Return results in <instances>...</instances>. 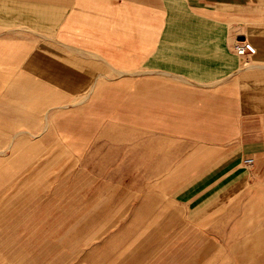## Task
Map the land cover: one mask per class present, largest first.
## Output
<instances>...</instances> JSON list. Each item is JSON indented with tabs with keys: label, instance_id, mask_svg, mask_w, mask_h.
<instances>
[{
	"label": "crops",
	"instance_id": "0c3cea01",
	"mask_svg": "<svg viewBox=\"0 0 264 264\" xmlns=\"http://www.w3.org/2000/svg\"><path fill=\"white\" fill-rule=\"evenodd\" d=\"M0 244L264 264V0H0Z\"/></svg>",
	"mask_w": 264,
	"mask_h": 264
},
{
	"label": "built area",
	"instance_id": "2783aa9c",
	"mask_svg": "<svg viewBox=\"0 0 264 264\" xmlns=\"http://www.w3.org/2000/svg\"><path fill=\"white\" fill-rule=\"evenodd\" d=\"M232 48H233L234 52L240 57H244V56H247L250 54H254L256 52L255 46L251 42H249L248 40L243 39V38H237L234 41ZM253 162H254L253 158L244 159V164L246 166L252 165Z\"/></svg>",
	"mask_w": 264,
	"mask_h": 264
},
{
	"label": "rangeland",
	"instance_id": "374dc122",
	"mask_svg": "<svg viewBox=\"0 0 264 264\" xmlns=\"http://www.w3.org/2000/svg\"><path fill=\"white\" fill-rule=\"evenodd\" d=\"M233 57H234V59H235L236 61H238V60H239V56H238L237 54H236V55L234 54V56H233ZM2 245H3V244H0V246H2ZM0 260H1V258H0Z\"/></svg>",
	"mask_w": 264,
	"mask_h": 264
}]
</instances>
